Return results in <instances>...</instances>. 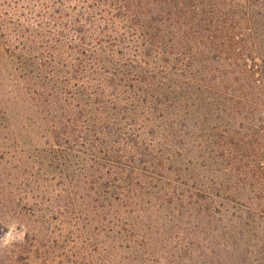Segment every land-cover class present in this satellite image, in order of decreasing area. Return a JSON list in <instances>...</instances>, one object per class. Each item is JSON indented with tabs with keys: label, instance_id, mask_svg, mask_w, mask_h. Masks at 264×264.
Returning <instances> with one entry per match:
<instances>
[{
	"label": "rangeland",
	"instance_id": "1",
	"mask_svg": "<svg viewBox=\"0 0 264 264\" xmlns=\"http://www.w3.org/2000/svg\"><path fill=\"white\" fill-rule=\"evenodd\" d=\"M26 1L0 0V19L10 29L0 28V264H264V204L229 195L228 172L217 162L208 166L215 173L198 202L189 200L190 176L201 181L210 169L193 153L176 152L187 144L182 119L147 120L144 132L152 130L155 146L166 150L158 164L144 166L139 185L119 182V199L95 195L99 183L90 187L86 178L106 179V169L91 164L73 141L74 125L95 119L91 110L99 105L88 96L92 89L81 95L71 78L80 56L68 40L82 45L71 28L83 4L66 0L54 13L59 0H30L31 11ZM45 41L57 45L55 58L42 48ZM111 119L99 123L108 125L116 147L124 131L130 140L142 138ZM53 140L61 146L56 152ZM129 161L124 157L139 164ZM96 204L102 206L92 210Z\"/></svg>",
	"mask_w": 264,
	"mask_h": 264
},
{
	"label": "trees",
	"instance_id": "2",
	"mask_svg": "<svg viewBox=\"0 0 264 264\" xmlns=\"http://www.w3.org/2000/svg\"><path fill=\"white\" fill-rule=\"evenodd\" d=\"M78 1L83 6L74 15L71 30L79 34L82 45L68 40L80 56L74 59L77 63L71 68V78L80 85L77 91L81 90V95L92 89L88 96L99 105L90 109L96 117L81 125L83 133L74 125L78 139L73 141L76 148H84L91 164L106 169V179L86 178L90 187L99 183L95 195L113 193L119 199V182L139 185V175L147 168L144 166L158 164L166 151L155 146L152 130L144 132L145 124L173 117L186 122L181 132L187 144L176 152L186 156L193 153L192 159H201L203 169L217 162L218 170L228 172L229 195L245 196L253 205H263L264 0ZM65 2L59 0L53 12L63 10ZM25 4L31 11L30 0ZM9 8L13 10L11 5ZM3 21L0 19V28L8 31ZM42 46L55 58L52 51L57 45L45 41ZM167 89L170 95L165 94ZM118 102L124 106L116 113L113 108ZM109 116L112 124L123 120L124 130L128 128L142 138L130 140L124 131L116 147V140L106 131L108 125L99 123ZM143 138L151 144L143 147ZM53 142L50 148L56 152L61 146ZM124 157L125 162L138 161V166L124 163ZM214 173L210 169L201 181L190 176L189 200L198 202L205 192L204 184L211 181L208 176ZM215 180L213 185L221 188L223 182ZM96 206L102 205L96 204L92 210Z\"/></svg>",
	"mask_w": 264,
	"mask_h": 264
},
{
	"label": "clouds",
	"instance_id": "3",
	"mask_svg": "<svg viewBox=\"0 0 264 264\" xmlns=\"http://www.w3.org/2000/svg\"><path fill=\"white\" fill-rule=\"evenodd\" d=\"M7 236L10 238V237H11V233H8ZM8 242H9V239L6 238V239H5V243H8Z\"/></svg>",
	"mask_w": 264,
	"mask_h": 264
}]
</instances>
